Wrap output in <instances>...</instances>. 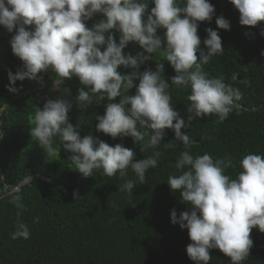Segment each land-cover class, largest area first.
<instances>
[{
  "label": "clouds",
  "instance_id": "clouds-1",
  "mask_svg": "<svg viewBox=\"0 0 264 264\" xmlns=\"http://www.w3.org/2000/svg\"><path fill=\"white\" fill-rule=\"evenodd\" d=\"M149 3L154 5L150 11ZM230 3L239 11L241 25L257 26L264 21V0ZM96 13H102L104 19L87 27L85 22ZM214 14L209 0H0V25L14 33L10 41L12 52L23 62L20 70L8 74L12 85L25 78L42 79L38 73L50 70L54 73V86L60 90L66 80L76 77L81 87L75 100L82 111L108 101L104 114L95 115L96 131L112 138L131 136L136 144L144 146V152L153 150L136 160L133 150L122 144L110 146L91 134L81 137L79 125L74 126L68 119L72 103L57 98L38 107L31 121V137L44 152L56 156L53 141L59 138L72 153L74 169L85 178L93 176L94 171L125 178L131 170L134 178L126 179L119 187L120 192L131 195L138 183L146 182L148 170L158 166L162 153L156 149L164 130L172 129L184 150L171 165L175 173L169 175L167 183L173 192H180L182 202L190 210L177 216L173 209L170 219L188 230V257L195 264H209L210 250L219 249L230 258V264H242L253 246L252 229L264 233V154L242 155L234 178L226 174L227 169L237 168L230 157L213 159L208 153L191 154L190 149L197 142L182 131L191 126V118L185 123L169 92L172 86L187 90V113L196 117L215 115L216 124L223 123L238 107L236 101L243 96L240 89L203 70L213 57L224 54L221 37L212 28L206 29V51L200 48L198 22H210ZM215 22L220 29H230L229 21L222 15ZM159 28L166 29V46H162L157 35ZM112 29L120 33L119 42L111 34ZM260 34L264 36V31ZM129 42L138 43L148 54L162 51L163 59L156 58L154 71H139L153 56L126 54L124 49ZM164 60L175 71L171 84L164 78ZM122 67L132 71L125 74L120 71ZM231 80L251 86L247 79L238 80L237 73L232 74ZM133 88L135 93L129 94ZM9 91L17 89L9 87ZM63 91L70 94L67 87ZM201 139L212 137L202 134ZM11 203L17 209L11 238L29 239V227L21 219L26 206L19 195ZM33 222L38 223L39 218Z\"/></svg>",
  "mask_w": 264,
  "mask_h": 264
},
{
  "label": "trees",
  "instance_id": "trees-1",
  "mask_svg": "<svg viewBox=\"0 0 264 264\" xmlns=\"http://www.w3.org/2000/svg\"><path fill=\"white\" fill-rule=\"evenodd\" d=\"M209 2L214 5L215 14L210 22H198L200 48L206 51L203 44L207 37L206 29L212 28L221 37L224 54L213 57L203 65V70L210 77L238 87L243 93L242 98L236 101L238 104L254 107L264 98V55H261L264 36L260 34L264 31V21L258 22L257 26L241 25L240 13L230 0ZM152 6L149 3V11ZM221 15L229 21V30L218 28L215 20ZM102 19L103 14L96 13L85 23L92 28ZM165 31L157 29L162 46H166ZM110 32L119 42L120 33L116 29ZM13 34L0 25V108L4 110L0 112V193L33 173L58 181L68 192L76 188L78 178L79 184L72 201L57 185L40 178L33 179L18 192L26 206L21 216L30 230V238L26 240H13L10 235L15 231L17 209L11 203L15 196L0 202V264H195L186 252L187 245L191 243L188 230L182 229L178 223L173 224L170 219L173 209L177 216L190 210L182 202L180 192H173L167 183L169 175L175 173L171 165L184 150L182 142L175 140L174 131L164 132L156 149L162 153L158 166L148 170L146 182L138 183L131 195L119 191L126 179L134 178L131 170L125 178L119 174L107 177L100 171H94L93 176L87 178L81 176L71 164L72 153L63 147L59 138L53 141L57 155L50 156L30 134L35 110L42 108L48 99L60 98L59 91L64 87L70 90L64 99L72 103L68 112L69 122L79 125L77 130L81 137L91 134L110 146L119 143L133 152L142 145L136 144L131 136L112 138L96 131L98 121L95 115L104 114L108 101L105 99L101 104H93L82 111L75 100L81 87L76 77L66 80L60 90L52 88L54 73L50 70L38 73L42 79L25 78L12 85L9 72L15 74L23 67V62L12 52L10 41ZM124 52L132 56H153L140 66L141 72L145 69L154 71L157 59H163L162 51L148 54L136 42H129ZM197 56L199 58V52ZM163 63L164 78L171 84L170 78L175 71L166 60ZM120 71L127 74L132 69L122 67ZM233 73L238 74V80H249L251 86L232 81ZM9 87H15L17 91H9ZM169 92L181 118L190 116L187 113L189 92L175 86L170 87ZM134 93L135 88L129 90V94ZM118 100L119 97L116 102ZM216 119L215 115L195 117L191 126L182 131L197 142L190 149L191 154L208 153L213 159L230 157L237 168L227 169L226 174L234 178L242 155L264 154V103L256 110L236 107L221 124H216ZM202 134L212 139L202 140ZM152 151L142 150L134 158L143 159ZM36 217L39 218L38 223L33 222ZM250 237L253 246L242 264H264V233L253 228ZM210 255L209 264H230V258L219 249L210 250Z\"/></svg>",
  "mask_w": 264,
  "mask_h": 264
},
{
  "label": "water",
  "instance_id": "water-1",
  "mask_svg": "<svg viewBox=\"0 0 264 264\" xmlns=\"http://www.w3.org/2000/svg\"><path fill=\"white\" fill-rule=\"evenodd\" d=\"M263 103H264V98H263L260 102H258V103L256 104V106H254V107H244V106H242V105H240V104H238V103L236 102V104L238 105L239 108H244V109H246V110H256V109L259 108V106H261ZM195 117H196L195 114H191L190 116L186 117V118L184 119V121H185V122H188L190 118H191V120H192V119H194ZM168 130H170V129L166 128V129L164 130V132H166V131H168ZM143 147H144V146L142 145V146H140L137 150H135V151H134V156H136L139 152H141V151L143 150ZM81 176H83V175H81ZM35 178H40V179H43V180L49 181V182H51V183H54L55 185H57V186L63 191V193L65 194V196L68 198L69 201L74 200V197H75L76 192H77V186H78V184H79V178H78V180H77V184H76L77 186H76V188H75L72 192H68L67 189H66V187L63 186V185H62L61 183H59L58 181H56V180H54V179H52V178H50V177H47V176H45V175H43V174H40V173H33V174H30V175H28L27 177H25L23 180H21L16 186H14V187H12V188H10V189L4 191L3 193H0V202H1V201H4V200H8V199L13 198L14 196H16V195L18 194V192H19L24 186L28 185V184H29L33 179H35Z\"/></svg>",
  "mask_w": 264,
  "mask_h": 264
},
{
  "label": "rangeland",
  "instance_id": "rangeland-1",
  "mask_svg": "<svg viewBox=\"0 0 264 264\" xmlns=\"http://www.w3.org/2000/svg\"><path fill=\"white\" fill-rule=\"evenodd\" d=\"M52 88L53 89H56L55 86H54V84H53ZM65 96H66V93L63 90H60L59 91V97L64 99Z\"/></svg>",
  "mask_w": 264,
  "mask_h": 264
}]
</instances>
